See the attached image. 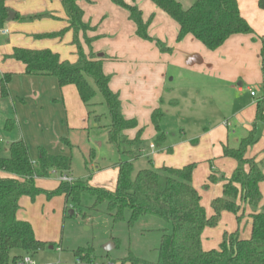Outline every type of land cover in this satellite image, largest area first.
<instances>
[{"label": "trees", "instance_id": "obj_1", "mask_svg": "<svg viewBox=\"0 0 264 264\" xmlns=\"http://www.w3.org/2000/svg\"><path fill=\"white\" fill-rule=\"evenodd\" d=\"M7 0H0V30L9 21ZM61 3L66 15L67 27L58 33L36 36L38 39L60 38L66 32L73 34L72 45L76 48L73 63L62 61L58 54L50 50H29L16 48L4 60L18 62L29 76L52 77L60 88L73 87L80 102L88 110V115L100 123L92 102L99 93L106 105L110 124L104 129L107 143L119 154L117 179L113 191L94 188L86 182L61 181L56 190L46 192L35 186L36 179L47 178L51 172L64 175L72 167L71 157L51 156L40 150L38 158L32 162L23 140H14L8 145V156H0V264H18L25 256H32L44 247L37 241L31 225L17 220L21 198L31 201L41 194L50 200L63 197L65 205L71 207L83 219L100 215L108 216L114 226L122 225L127 231L133 230L148 218L161 220L169 229L159 230L160 241L155 261L136 257L128 248L122 264H264V204L260 185L264 183L263 160L248 158L247 152L259 141L256 135L257 123L264 124V98L256 102V113L251 130L240 139L236 148L223 147L222 157L231 159L236 168L225 181L220 197L211 202L212 215L207 217L201 206V197L192 185L195 164L182 168L159 167L134 173V164L140 158L143 129H138L135 120H127L121 113V101L117 93L109 88L110 76L103 73L102 64L106 56L93 52L91 44L96 38H88L87 33L95 28L83 21L84 13L78 2L92 3V0H50ZM123 9L128 19L135 25V35L152 42L161 52H170L164 44L148 35L150 20L143 21L142 12L134 4L124 0H110ZM133 2L135 0H132ZM172 19L179 28L177 42L192 36L207 50L216 51L225 42L237 35H254L253 30L241 16L236 0H196L185 9L176 0H149ZM258 8L264 11V0H258ZM52 18L49 14H39L22 19L35 21ZM17 19V16L15 17ZM82 40L85 49L82 46ZM260 58L263 65L264 88V40ZM10 75L0 80V96H8L7 87ZM162 114L154 111L151 124L155 132L152 139L156 150L161 151L166 142V134L161 129ZM12 120H6L4 130H13ZM137 130L133 139L127 135ZM61 143L71 147L66 138ZM1 147V143H0ZM171 153V149L166 150ZM215 183V178H209ZM251 210L249 239H240L238 232L222 235L217 249L205 251L201 246V236L205 228H214L224 212L232 213L239 221L241 210ZM151 230L141 231L149 233ZM115 246L119 240L112 239ZM20 250L22 256H11L12 251ZM80 262H90L92 250L79 249L75 252Z\"/></svg>", "mask_w": 264, "mask_h": 264}, {"label": "rangeland", "instance_id": "obj_2", "mask_svg": "<svg viewBox=\"0 0 264 264\" xmlns=\"http://www.w3.org/2000/svg\"><path fill=\"white\" fill-rule=\"evenodd\" d=\"M182 1L181 4L187 7L196 0ZM66 33L54 39L63 40ZM8 40L9 36H0V56L10 49ZM69 45L75 48L72 40ZM82 46L86 48L83 40ZM51 52L58 54L62 61L73 63L76 60V48L75 51ZM4 75H10V83L7 87L8 96H0V156H8V145L12 141L23 140L32 162L37 160L40 150L51 156L62 155L72 159L70 172L64 175L51 172L47 178L36 179L35 186L38 189L54 191L59 186L60 179L65 176L73 181L86 182L94 188L113 191L117 179L115 166L120 157L116 149L107 143L104 129L110 124V118L101 95L97 93L92 102L95 105L92 111L101 116L100 123L96 124L73 87L60 88L52 77L25 75L21 64L15 61H0V80ZM255 90L254 88L253 91L257 92ZM220 107L226 113L232 108L226 103ZM209 112L211 111L188 118L187 127L183 128L184 133L177 128L176 117L165 115L161 129L166 134L165 145L171 147L173 153L153 159L150 157V160L141 157L134 164V173L162 166L179 169L195 164L192 185L201 197V206L207 217L212 215L211 202L221 196L225 181L235 169L232 160L222 157L220 144L227 143L229 148H236L239 140L247 135L244 127H235L231 115L219 119V116H213ZM212 119H219L217 121L220 123L227 120L229 126L226 127L223 123L221 126H210L203 122ZM6 120H12L14 124L11 132L4 130ZM150 135L145 130L142 149L148 148L151 143ZM256 135L259 141L249 152L253 151V155L260 156L264 152V124L257 123ZM62 138H66L71 147L61 143ZM97 168L100 170L96 171ZM211 176L215 178V183L210 182ZM260 192L264 198V183L260 185ZM71 210V207L65 205L63 197L48 200L41 194L33 201L27 197L21 199L17 218L28 222L36 240L44 244L41 250L29 256L35 264H122L120 260L127 256L128 248L136 257L155 261V249L160 241L159 230L169 229L161 220L150 217L133 230L127 231L122 225L114 226L106 215L83 219L76 212L71 214ZM250 214L249 208L241 210L238 221L234 214L224 212L216 227L204 229L201 236L202 249H217L224 232H238L240 239H249ZM144 230L151 232L141 233ZM114 238L119 240V245L115 246L112 241ZM79 249L92 250L90 262L79 261L75 255ZM11 256L23 257V253L14 250Z\"/></svg>", "mask_w": 264, "mask_h": 264}, {"label": "crops", "instance_id": "obj_3", "mask_svg": "<svg viewBox=\"0 0 264 264\" xmlns=\"http://www.w3.org/2000/svg\"><path fill=\"white\" fill-rule=\"evenodd\" d=\"M236 1L241 16L254 35L233 36L220 49L209 51L192 36H186L181 42H177L178 25L149 0H124L126 4H134L140 9L144 22L150 20L148 35L170 48V52H161L154 43L138 38L135 35V25L128 19L127 13L110 0L78 2L84 13L83 21L95 28L87 33L88 38H96L91 44L93 52L107 57L102 70L111 77L109 88L119 96L122 116L127 120H135L138 129H143L141 139L145 130L151 134L148 148L139 150L140 158L150 160V157L153 159L173 153L172 148L165 144L161 151L153 146L155 132L151 116L156 110L162 114V127L165 115L176 117L175 123L181 133L187 127L188 118L208 114V110L213 116H219V119L231 115L235 127H244L246 133L251 130L256 102L264 98L263 65L260 58L261 39L264 40V11L258 8V0ZM178 2L181 4L183 1ZM191 4L187 7L181 5L187 9ZM5 7L13 14V18L0 30L5 32V35L0 36H9L10 43V49L0 56V61L12 62L4 60V57L16 48L75 51V48L69 47L71 31L65 34L63 40H43L36 37L57 33L67 27L66 15L60 2L7 0ZM44 13L52 18L22 20ZM80 39L82 42L81 35ZM21 67L24 70L22 64ZM254 88L258 93L253 91ZM251 93H255V96L252 97ZM225 103L232 107L227 113L220 107ZM217 120L203 122L210 126H221L222 123L229 126L227 120L221 123ZM138 129L127 133L130 139L134 138ZM220 146L222 152L224 146L229 147L227 143H221ZM167 149L172 152L168 153ZM249 151L248 158L263 160L264 152L259 156ZM234 164L236 168V163ZM0 176L5 177L4 174ZM63 178L72 181L65 176ZM263 204L264 198L261 205ZM71 211L74 214L75 211Z\"/></svg>", "mask_w": 264, "mask_h": 264}, {"label": "built area", "instance_id": "obj_4", "mask_svg": "<svg viewBox=\"0 0 264 264\" xmlns=\"http://www.w3.org/2000/svg\"><path fill=\"white\" fill-rule=\"evenodd\" d=\"M0 34L5 35V32L0 31ZM251 96L254 97L255 94L251 93ZM153 149V146L151 147ZM61 181H68L66 178H62ZM18 264H35L33 261L30 260L29 257H25L23 258V260L21 262H19Z\"/></svg>", "mask_w": 264, "mask_h": 264}, {"label": "water", "instance_id": "obj_5", "mask_svg": "<svg viewBox=\"0 0 264 264\" xmlns=\"http://www.w3.org/2000/svg\"><path fill=\"white\" fill-rule=\"evenodd\" d=\"M12 18H13V14L9 12V20H12ZM99 56H101V55H99ZM70 213L73 214L72 211H70ZM107 250H108V249H107Z\"/></svg>", "mask_w": 264, "mask_h": 264}]
</instances>
